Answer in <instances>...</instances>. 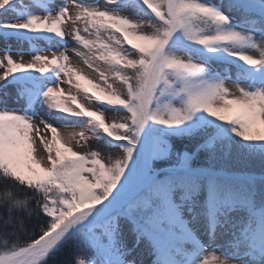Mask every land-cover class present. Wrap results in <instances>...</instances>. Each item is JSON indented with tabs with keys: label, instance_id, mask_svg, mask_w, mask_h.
<instances>
[{
	"label": "snow or ice",
	"instance_id": "6c2138e0",
	"mask_svg": "<svg viewBox=\"0 0 264 264\" xmlns=\"http://www.w3.org/2000/svg\"><path fill=\"white\" fill-rule=\"evenodd\" d=\"M0 264H264V0H0Z\"/></svg>",
	"mask_w": 264,
	"mask_h": 264
},
{
	"label": "bare ground",
	"instance_id": "6f19581e",
	"mask_svg": "<svg viewBox=\"0 0 264 264\" xmlns=\"http://www.w3.org/2000/svg\"><path fill=\"white\" fill-rule=\"evenodd\" d=\"M24 3H31V0H24ZM41 46H43V44H41ZM14 58H18L16 55H14ZM30 57L27 56V60L29 59Z\"/></svg>",
	"mask_w": 264,
	"mask_h": 264
},
{
	"label": "rangeland",
	"instance_id": "374dc122",
	"mask_svg": "<svg viewBox=\"0 0 264 264\" xmlns=\"http://www.w3.org/2000/svg\"><path fill=\"white\" fill-rule=\"evenodd\" d=\"M25 61H27V60H25ZM90 87V86H89Z\"/></svg>",
	"mask_w": 264,
	"mask_h": 264
}]
</instances>
